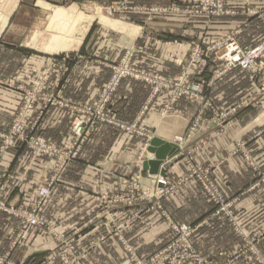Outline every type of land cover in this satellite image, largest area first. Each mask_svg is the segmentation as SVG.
Returning <instances> with one entry per match:
<instances>
[{"label":"crops","instance_id":"obj_1","mask_svg":"<svg viewBox=\"0 0 264 264\" xmlns=\"http://www.w3.org/2000/svg\"><path fill=\"white\" fill-rule=\"evenodd\" d=\"M106 1L0 0V77L12 85L0 86V134L10 127L23 101L24 87L50 57L54 61L46 91L67 105L97 96L109 77L108 65L118 60L123 47L134 45L138 49L135 62L145 70L168 78L178 77L186 70L190 80L208 83L206 94L218 107L238 108L220 133L216 134L214 124L207 120L201 132L192 136L186 146L198 145L192 161L211 169L222 191L235 197L233 210L238 228L248 238L255 239V254L242 256L231 264H259L256 256L264 259V183L256 187L252 183L260 175L264 179V101L259 100L260 94L244 71L233 69L215 80L212 78L214 61L192 63L189 58L192 45L203 34L210 40L220 33H235L237 42L246 46L264 38V0H225L231 13L209 24L202 19L154 13L150 19L145 17L146 21L152 28L161 29L152 30L142 24L133 28L125 26V29H121L124 24L117 22L103 24L99 13L104 6L100 3ZM146 1L142 3L159 4L169 0ZM88 2H92V15L77 17L80 22L89 23L79 42L65 40L64 47L63 42L45 44L41 40L52 26L59 30L67 27L76 9H87ZM135 15L115 10L112 18L130 16L135 20ZM134 28L138 29L134 32ZM148 92L146 83L123 79L110 104L116 117L124 121L135 119ZM166 95L150 104L142 121L151 137L171 143L187 134L184 133L198 103L181 99L166 115L160 116ZM67 107L52 104L43 111L39 104L29 116L28 122L34 126L32 133L56 144L70 141L73 115ZM257 131H261L258 136ZM235 138L245 143L250 163L242 153L231 152ZM2 140L0 137V195L11 204L27 209L33 205L38 187L53 181L42 211L58 232L75 239L76 246L84 251L79 264H130L131 255L149 256L170 238L168 221L193 227V247L209 263L222 262L242 242L241 234L225 219L208 217L212 205L199 183L181 181L187 172L185 159L179 158L185 144L182 147L178 144V151L165 159L169 165L164 169V178L176 186L163 199L160 209L151 202H117L111 205L107 221L100 200L102 193L120 190L121 180L131 171L145 185H152L160 175L140 170V160L153 157L146 151L143 138L97 124L81 143L79 155L62 170L56 160L35 155L23 144L12 143L3 148ZM121 221L124 227L120 231L110 227L111 223ZM19 231L20 220L0 212V255L9 253L13 264H23L32 254L43 252L45 260L41 264H66L57 259L54 233L34 227L17 238ZM87 247L90 248L85 251Z\"/></svg>","mask_w":264,"mask_h":264},{"label":"rangeland","instance_id":"obj_2","mask_svg":"<svg viewBox=\"0 0 264 264\" xmlns=\"http://www.w3.org/2000/svg\"><path fill=\"white\" fill-rule=\"evenodd\" d=\"M142 1L143 2L144 1L147 2L146 0H141L138 3H132V2H129L128 0H107L106 3H104V2L100 3V5L104 6L103 10L101 9L100 10L101 12L99 11L100 12L99 13L100 14L99 15L100 16V21L103 24H105V25L110 24V22L111 23L117 22L118 24H124L123 27L120 26L121 29H125L124 27L125 26L127 27L129 25H130L131 28H133L134 26H138V24H140V26L142 24V25H145L146 28H148V30H152V29H161V28H157V27L152 28L151 27L152 25H150V23L148 24V21H146L147 19H150L152 17V14H154L153 12H150V9H152V8H161V7H163V8L166 9V11L165 12H161V14H166V15L177 14V15L182 16L184 19H189V20H191V19H202L203 22H205L206 24H209V23L213 22L214 20L222 18L223 16L228 15V14L231 13V11L229 10V8L226 5L225 0H222V1H223L224 9L227 12L224 13V14L218 15V16H214V17H207V16H204V15L189 16V15H186V14H182L180 12H172L173 11L172 9L175 6L179 7V8H185L187 6L188 7H192L194 5L193 2L190 4L188 1H185V0H169L168 2H165V3L147 4V5L142 3ZM90 3L92 4V2H90ZM90 3L89 2L87 3V9H83L82 7L76 9V15L72 17V19L69 22V24L67 25V27L59 30L56 27L52 26L50 28V31H48L47 33L43 34L44 37H42L41 40H44L45 44H46V42H49V43H54V44L58 45V44H61L63 42L64 47H65V45L67 43L66 41H68V42H74V41L76 42V41H78L79 42L81 37H82V35H83V33L86 30L87 24H89V23H87L86 21L85 22H80V20L78 18L79 17L88 18L89 15H92V12H91L92 10L90 8H92L93 6L90 5ZM94 6L96 7V5H94ZM115 10H119V12L128 11L130 13L136 14L135 15V20H134V17H130V16L128 17V19H126V18L125 19H120L118 17L112 18V14H113V12H115ZM145 17H147V19ZM129 18H132V19H129ZM134 29H135L134 30V32H135L138 28H134ZM235 35H236L235 33H229V32L220 33L215 38H212V39L209 40L203 34L200 37V40L195 42L192 45L189 62L196 63L199 60H204V62L214 61L215 65L212 66V69L214 70V72L212 73V78H215V80L224 77L228 72L232 71L233 69H240V70L244 71L246 73L248 79L255 85L256 93L260 94L261 97H259L260 98L259 100L260 101H264V94H262L263 91H264V60H263L264 57H258L256 59V64L259 65L261 67V69L257 73H253L252 76L247 70H244V69H242L239 66L228 68L226 66V59H225V54L228 51V42H229L230 39H233L239 45V47L244 48V47L255 46L256 44L260 43V41H262L264 38L260 39L258 42H256L253 45L246 46V45H240L237 42V40L235 39ZM0 39H1V33H0ZM57 45H56V47H57ZM137 50L138 49L134 45H131L129 47H123V51H122L120 57L118 58V60L108 65V68H109V71H110L109 77L105 81L103 87L98 92L97 96L94 99L90 100V101H85V102H81V103H73L72 105H78V104H82V103L88 104V103L97 102L99 100H103L106 103V105H107L105 107V109L108 111V114L110 116H112L114 119H116L117 122L120 121L121 123H123L125 125H133L135 123L136 125L138 124V125L143 126L145 128V131L149 132L150 130L144 125V123L142 121V115L148 109L150 104L152 102H154L159 96L163 95L164 93H161L160 95H157V96H153L151 98V100L149 102H147V97L149 98L150 90H151L152 87H151V85L149 83H147V82H145V81H143L141 79H134L132 77L124 76L116 84H114L112 86L110 84V77L112 76L113 66L118 65L122 61L124 56L127 55L128 53L131 54V61H132V64L135 65L136 69L144 71V72H147V73L156 74V75H158L160 77H166V76H163V75H161V74H159L157 72L145 70L143 68L138 67L136 65V62H135V55H136ZM195 50H198V52H197L198 56L197 57H196V55H194V51ZM262 56H264V55H262ZM261 58H263V59L261 60ZM53 61L54 60L51 57L47 61H45L43 67L41 66V68L38 69L39 71L34 74V76H33L32 80H31V82L29 83V85L27 87H24V90H23V101H22L21 105L18 107V109L16 110V112L14 113L13 120H12V123H11L10 127L8 128V130L6 132L0 134V137H2V139H3L2 140L3 148L8 146V145H10V144H12V143H15V144L16 143L17 144L20 143V144L25 145L26 148L29 149L35 155L46 156V157H49L51 159L56 160L54 157H52L50 155H47V154H44L42 152L36 151V149L29 144L30 139L31 140H35V141H39V142H47L49 144L51 143L53 145H56V147H63L65 145V149L66 150H64V151H65L66 155H68V150H67V146L66 145L67 144L75 145V144H72L73 142H75L74 141L75 140V137H74V135H75V133H74L75 126L74 125H75V123L77 121V116L75 118L74 112H71L72 115H73V122H72V128H71L72 139L70 141H68V142H64V143H61V144L53 143V142H51V141H49L47 139H44L42 137H39V136L33 134L32 132H33L34 126L31 125L32 123L30 124L28 122L31 112L39 104L42 105V107H43L42 110L43 111L45 109H47V107L49 105H52V104L62 105V104L59 103V102H62V101H60L59 98H57L56 96H53L52 94H50L51 97H52L51 101L46 99L47 96H40L38 98H35V97H31L30 98L28 96V94H27V91H29L31 89L40 88V89H42L44 91V93L49 95V93L46 90L48 88V82H49V77H50V74H51V67L53 66ZM181 74L184 75L185 79L187 80V83L198 85L202 89L200 96H196V97L184 96V97L179 98L177 100V101H179V100L183 99V100H186V101L197 102L198 103L197 111H196L195 115L192 117V119L190 120V123L187 126V129H186V131L184 133V134H186V133L187 134L186 135H182V136L188 137V139L184 142L185 147H183V149H182L183 150V154H181V156L179 157V158L183 157L185 159V163H186V167H187V172L183 176L181 181L182 182H186L188 180L197 181L199 183V185L201 186V188L203 189L207 199L211 202V205H212L211 210L208 213V217L209 218H217V217L223 218L227 222H229L231 224V226L234 229H236L237 232H239V230L237 228V226H238L237 223H235V224L233 223V221H235V222L237 221V219L235 217L234 210H233V204H234V202L236 200L235 197L227 196L222 191V189L219 187V185L214 181L211 169H207L205 167H199L196 164H194V162L192 161V156L195 153V150L197 149L198 145L186 146V144H188V142H190L189 139H191L192 136H194L195 134H198L199 132H201L202 127H203L205 121H207V120H209L210 122H212L214 124L215 133L216 134L220 133L221 130L227 126L230 117L233 115V113L238 108L236 106L225 108V109L218 107L213 102V100L206 94L205 88L209 86L208 83L207 84H203V83H201L199 81L190 80L186 70L181 72L178 77L169 78V79H171L172 81H177L179 79V77L181 76ZM127 78L133 79V80L142 81V82L146 83L149 86L148 95H147V97H146V99H145V101H144V103H143V105H142V107H141V109L139 111V114L132 121H124V120L119 119L118 117H116L114 109H112V106H110V104L112 103L111 102L112 97H113L115 91L117 90L118 86L120 85V83L122 82L123 79H127ZM166 78H168V77H166ZM0 86H9L10 87L12 85L9 82L5 81L4 79H2L0 77ZM107 96H109L108 100H107ZM28 100H30V101L28 103H26ZM46 100L49 101V102H46ZM166 100H167V97H166ZM165 102L162 105L161 109L159 110V115L160 116L166 115L171 110L172 106L176 103L174 101V102H172L170 104H167V103L165 104ZM22 109H24L25 118L20 122L21 128L19 130V133H16V135L20 134V138L17 137V136H14V141L13 142L5 144V140H4L2 135L5 136V135L9 134L10 132H13V128L16 125L14 120H16L17 115L19 114V112ZM164 110H165V114H162V112ZM40 114L41 113H39V115ZM97 124H105V123L98 122V123H95L93 126H90V127L87 128V131L84 133L83 137L79 138L80 140L78 142L79 146H78V150H77L78 153H79V150L81 148L80 145L84 141V138L88 136V134L90 133L92 128L95 125H97ZM105 125L110 126L109 124H105ZM192 127H193V129H192ZM84 129H85V127H84ZM114 129L116 131H120L122 133H125L126 135L131 134V135H135V136L140 137V135H138L136 133L135 134L126 133L123 130H120V129H117V128H114ZM190 132H192V133H190ZM260 134H261V131H257L255 133L256 136H258ZM141 138H143V137H141ZM152 138H154V137H151L149 140H146L145 138H143L145 140V149H146V151H147V147L149 145V142H150V140ZM171 143H176V145L179 146L177 144V142H176V139L174 141H172ZM75 147L76 146H72V150ZM245 151H246L245 150V143H243L240 138H235L233 143H232L231 152L232 153H242L244 159L246 161H249V163H250V161H251L250 156ZM76 157L77 156L70 157L71 160L68 161V163L71 162ZM148 158H142L140 160V166H141L140 170L142 172H144V170L142 169V162L144 160L148 159ZM56 163H57V166H58V164H59L58 160H56ZM65 166H62L61 170ZM125 167L128 168V169L130 168L129 164H126ZM193 167L200 168L201 169V174L206 172L205 176H204V180H207L209 182L214 183L218 187V190L222 193V195L225 196V198L231 202L229 204V210H230V216L231 217H228L224 213L216 214V210L218 209V205L214 202V200L211 197V195L206 192V189H205L202 181L199 178H197L196 176H193L191 174V168H193ZM261 176L262 175H260L258 178H255V180L252 183V187L260 186V185H262L264 183V179ZM133 177L137 178L136 180L139 182L140 188H134L132 186L131 179ZM52 183H53V181L52 182L51 181H47V182L41 184L38 187V189L41 186L50 185V194H51V185H53ZM121 184H122V186L120 187V190H118L117 192H115V193H102L100 195V200L102 201V204L104 205L103 210H102L103 211V215H104V217H105V219L107 221H109V217H110V214H111V211H110L111 210V205L114 204V203H117V202L125 201L127 203H133V204L151 202L155 206L156 209H160L162 207L163 199L166 196H169L170 194H172V192L174 191L175 186H176V183H170V184L167 183L165 178H164V175L163 176L159 175L158 178L156 179V181L152 182V185H145L144 183L141 182V180L139 179V176H137V175L135 176V173L132 172V171H131V174L129 176H124L123 177V179L121 180ZM171 186H173L172 190H171ZM143 188H145V189H147V191H151V192L159 191L160 195L157 194L155 196L144 197L143 198V197H141V189H143ZM38 189H37V191L35 193V201H34L33 205L30 208H27V209L23 208L25 211L31 212L33 210L32 208L35 206L36 202L38 204V200H39ZM127 194H129V195L134 197L132 201L128 202V201L125 200ZM48 197L41 203L42 205L39 206L38 213L41 216L44 217V219L46 220L47 223H49L50 228H52L54 230V232L52 230L48 231L47 228H45L43 226H41V227L40 226H38V227L37 226H33L31 228L35 227V228L41 229L45 233H48V232L54 233L53 235H55L57 237V239H55L54 242H56V244L58 245L57 246L58 247V255H57L58 257H57V259H62L66 264H73V263H76V262L78 263L80 258H82L85 255L84 251L79 249L76 246V243H75L76 240L75 239H72L71 237H69V235L65 234V232H63V231L58 232L57 231L58 229L54 226L53 221L51 219L47 218L46 215L42 211V207L44 206V204H45L46 200L48 199ZM1 198H2V196H1ZM3 198L6 200L8 205L10 207H12L11 208L12 210H14V211L19 210V207L11 204L7 200L6 197H3ZM0 212H2V211H0ZM109 212H110V214H109ZM6 214L14 216V215L9 214V213H6ZM93 218H95V216ZM17 219L20 220L19 217H17ZM20 223H21V221H20ZM168 223H169L168 225H169V227H170V229L172 231V234H171L170 238L166 241V243L160 249H158L156 252H154L153 254H151L149 256L142 257V256H139L138 254L131 255L129 257V259H128L130 264H135L134 262L140 261V260L141 261H147L148 264H184V263H186V264H197V260L196 259L194 260V256H198L200 260L206 261L207 263L210 262L207 259L201 257L196 252V250L193 247V244H192V241H191V237H192V234H193V231H194L193 227H191L190 225L184 224V223H176V222H172V221H168ZM119 224H123V227H124V222H122V221L121 222H115L114 224L111 223L110 227L113 230H115L116 232H118V231H120L123 228L122 227L120 230L117 231L116 229H117V226ZM183 224L187 225L188 227H190L192 229V232L188 236V239H187V245H183L182 241L179 239V235H181V232L179 230V226L183 225ZM57 233L58 234H63L64 236L58 237ZM243 234L246 235L245 233H243ZM17 238H19V237H17ZM14 244H16V243H14ZM242 247H243V239H242V242H241V244L239 245V247L237 249L233 250L226 257L224 256V259H223L222 262L230 264V262H228V261H230V256L234 252L239 251V249H242ZM89 248L90 247H87L85 249V251H88ZM243 252L244 253L241 254V257L252 253V252H248L247 253L245 251H243ZM4 254H6V253H4ZM4 254H1L0 257L4 256ZM34 254H36V253H34ZM34 254H32L31 256H33ZM10 258H11V256H10ZM238 258H240V256ZM44 260H45V255H44ZM44 260L41 263H43ZM41 263H39V264H41ZM215 263H217V262H215ZM210 264H212V263H210Z\"/></svg>","mask_w":264,"mask_h":264},{"label":"built area","instance_id":"obj_3","mask_svg":"<svg viewBox=\"0 0 264 264\" xmlns=\"http://www.w3.org/2000/svg\"><path fill=\"white\" fill-rule=\"evenodd\" d=\"M188 1L190 4L193 2L194 5L192 7H185V8H179V7H174L172 12H180L182 14H186L189 16H199V15H204L207 17H214L218 16L221 14L226 13L227 11L224 9L223 1L222 0H185ZM166 9L161 7V8H152L150 9V12L153 13H161L165 12ZM198 50L194 51V55H197ZM264 39L260 41V43L256 44L255 46L252 47H244L241 48L239 45L233 40L230 39L228 42V51L225 54V59H226V66L228 68L230 67H235L239 66L244 70H247L251 76L253 73H257L261 67L256 64V59L258 57H264ZM263 58H261L262 60ZM264 60V59H263ZM127 76V77H132L134 79H141L151 85V90H150V96L149 98L147 97V102L151 100L153 96L160 95L161 93H166L167 94V100L165 104H170L172 102H176L179 98H182L184 96H190V97H196L200 96L202 89L195 84H190L187 83V80L185 79L184 75L181 74L179 79L177 81H172L169 78L166 77H160L156 74H151L147 73L141 70H138L135 68V65L132 64L131 61V54L128 53L127 55L124 56L122 61L118 64L113 66V71H112V76L110 77V84L111 86L116 84L122 77ZM28 96L38 98L40 96H47L46 99L51 101L52 97L51 95H47L44 93V91L40 88H34L29 91H27ZM264 94V91L263 93ZM109 96H107L108 100ZM46 102H49L47 101ZM196 100V99H195ZM30 100H28L26 103H28ZM107 102V101H106ZM146 102V103H147ZM63 106H68V109L71 112H74L75 118L77 116V121L75 123V129H74V137H75V142L72 144L75 145H69L67 144V150H68V155L65 154V145L63 147H56V145L49 144L47 142H39L35 140L29 141V144L36 149L38 152H42L44 154L50 155L54 157L56 160H58V167L61 169L62 166H65L68 161L71 160L70 157H75L78 155V142L79 138H82L84 133L87 131V128L90 126H93L95 123L101 122L105 124H109L110 126L123 130L126 133H132V134H138L140 137L145 138L146 140H149L151 138L150 133L145 131V128L141 125H136L135 123L133 125H125L121 123L120 121L117 122L116 119H114L112 116L108 114V111L105 109L107 106L106 103L103 100H99L94 103H82L78 105H67L64 102H59ZM204 109V108H203ZM202 110V109H201ZM162 114H165V110L162 112ZM25 118V112L24 109H22L19 114L17 115L15 122V126L13 128V132H10L7 135H2L5 144H8L10 142L14 141V136H17L20 138V134L16 135V133H19V130L21 128L20 122ZM85 127V129H84ZM193 129V127H192ZM192 133V132H190ZM188 139L186 136H179L176 137V142L180 146L184 144V142ZM72 146H76L72 150ZM207 171V170H206ZM206 173V172H205ZM205 173L201 174V169L198 167H193L191 168V174L193 176H196L199 178L205 189L206 192L211 195L213 198L214 202L218 205V209L216 210V214L224 213L228 217L230 216V210H229V204L231 203L229 200L225 198V196L222 195V193L218 190V187L207 180H204ZM136 177H133L131 179V184L134 188H140L139 182L136 180ZM145 187V186H144ZM173 186H171L172 190ZM38 194H39V200L38 204L36 202L35 206L32 208L33 210L31 212H27L24 209L19 208V210H12L6 200L0 196V211L9 213L14 215V217H19L20 218V231L18 233L17 237H21L23 234H25L31 227L33 226H43L47 228L48 231L54 230L50 228L49 223L46 222L43 216H41L38 213V208L41 203L49 196L50 194V185L47 186H41L38 189ZM160 195L159 191L156 192H151L147 191V189L143 188L141 189V197H151L155 195ZM133 196L127 194L125 200L130 202L133 200ZM235 224L236 222L233 221ZM123 227V224H119L117 226V231L120 230ZM119 228V229H118ZM238 228V226H237ZM179 230L181 232V235H179V239L182 241L183 245H187V239L188 236L191 234L192 229L188 227L187 225H180ZM239 233L242 236L243 239V247L242 249H239V251L234 252L230 256V264L232 263L233 260L237 259L239 256L241 257V254L245 252H252L255 254V239L254 238H248L246 235L243 234L242 231L238 228ZM58 237L64 236L63 234H58ZM197 260V264H210L207 263L206 261H202L199 259L198 256H194V260ZM259 264H264V260L260 259V257L256 256L255 258ZM135 264H148L147 261H136L134 262ZM0 264H12V260L10 258V254L6 253L4 256L0 257ZM212 264H227L225 262H217V263H212Z\"/></svg>","mask_w":264,"mask_h":264},{"label":"water","instance_id":"obj_4","mask_svg":"<svg viewBox=\"0 0 264 264\" xmlns=\"http://www.w3.org/2000/svg\"><path fill=\"white\" fill-rule=\"evenodd\" d=\"M147 151L153 154V157L142 162V169L147 171L149 174H160L165 175L164 169L169 165L165 161L167 157L172 156L178 151L176 143H169L158 138H152L147 147ZM163 164L162 169L160 166ZM45 253H36L29 257L28 260L23 264H39L44 260Z\"/></svg>","mask_w":264,"mask_h":264}]
</instances>
